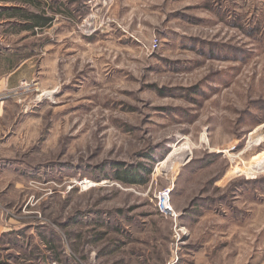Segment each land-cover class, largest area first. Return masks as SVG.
Returning a JSON list of instances; mask_svg holds the SVG:
<instances>
[{
  "label": "rangeland",
  "instance_id": "374dc122",
  "mask_svg": "<svg viewBox=\"0 0 264 264\" xmlns=\"http://www.w3.org/2000/svg\"><path fill=\"white\" fill-rule=\"evenodd\" d=\"M3 7L54 20L0 18L28 60L0 150V264H264V0ZM117 163L153 167L150 184L109 179Z\"/></svg>",
  "mask_w": 264,
  "mask_h": 264
},
{
  "label": "trees",
  "instance_id": "16d2710c",
  "mask_svg": "<svg viewBox=\"0 0 264 264\" xmlns=\"http://www.w3.org/2000/svg\"><path fill=\"white\" fill-rule=\"evenodd\" d=\"M27 3V1H23ZM19 7H3L0 18L27 21V31L36 34L38 30H44L52 24L53 18L48 17L44 10L41 14H32L28 12L27 15H23L24 11ZM111 169L112 176L109 179L121 184L124 187H146L150 184L153 174V167H147L143 164L135 165L134 167H125L123 164L117 163L115 166L109 167ZM108 169V168H107ZM108 169V170H110ZM54 239V238H52ZM51 242V241H50ZM47 244L49 242L47 241Z\"/></svg>",
  "mask_w": 264,
  "mask_h": 264
},
{
  "label": "crops",
  "instance_id": "0c3cea01",
  "mask_svg": "<svg viewBox=\"0 0 264 264\" xmlns=\"http://www.w3.org/2000/svg\"><path fill=\"white\" fill-rule=\"evenodd\" d=\"M1 28L8 30V23H0ZM8 40V31L2 36ZM0 45V150L8 145V96L18 87V76L28 60H13L8 53V44ZM8 169V161L0 158V170Z\"/></svg>",
  "mask_w": 264,
  "mask_h": 264
},
{
  "label": "bare ground",
  "instance_id": "6f19581e",
  "mask_svg": "<svg viewBox=\"0 0 264 264\" xmlns=\"http://www.w3.org/2000/svg\"><path fill=\"white\" fill-rule=\"evenodd\" d=\"M167 195V194H166ZM168 196V195H167ZM168 199V198H167ZM168 204V203H167ZM167 210H170V207H168L167 205H166V207H165ZM171 211V210H170Z\"/></svg>",
  "mask_w": 264,
  "mask_h": 264
},
{
  "label": "built area",
  "instance_id": "2783aa9c",
  "mask_svg": "<svg viewBox=\"0 0 264 264\" xmlns=\"http://www.w3.org/2000/svg\"><path fill=\"white\" fill-rule=\"evenodd\" d=\"M157 47H158V44L155 43V45H154V49H157ZM168 192H169V191H168Z\"/></svg>",
  "mask_w": 264,
  "mask_h": 264
}]
</instances>
